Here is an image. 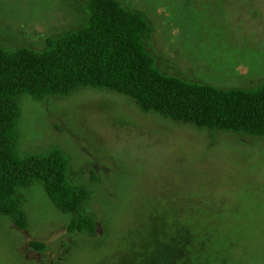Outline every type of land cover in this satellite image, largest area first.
Returning <instances> with one entry per match:
<instances>
[{
	"label": "rangeland",
	"instance_id": "obj_1",
	"mask_svg": "<svg viewBox=\"0 0 264 264\" xmlns=\"http://www.w3.org/2000/svg\"><path fill=\"white\" fill-rule=\"evenodd\" d=\"M120 1L149 16L145 47L161 70L218 86L264 80V0ZM82 18V0H0V42L39 48ZM18 131L21 151L69 154L96 228L67 232L35 183L22 189L27 228L0 216V264H264V140L93 87L23 95Z\"/></svg>",
	"mask_w": 264,
	"mask_h": 264
},
{
	"label": "trees",
	"instance_id": "obj_2",
	"mask_svg": "<svg viewBox=\"0 0 264 264\" xmlns=\"http://www.w3.org/2000/svg\"><path fill=\"white\" fill-rule=\"evenodd\" d=\"M82 12L80 23L46 36L39 48L0 42V216L20 229L27 228L22 189L35 183L68 215L67 232L92 236L96 228L86 209L91 189L72 180L69 154L55 145L19 150L23 95L44 101L81 87L109 89L143 112L264 140V80L218 86L168 73L145 47L151 31L145 11L120 0H82Z\"/></svg>",
	"mask_w": 264,
	"mask_h": 264
}]
</instances>
